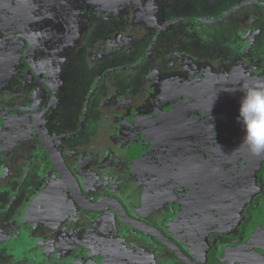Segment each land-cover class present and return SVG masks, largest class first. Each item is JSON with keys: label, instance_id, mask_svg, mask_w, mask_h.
Listing matches in <instances>:
<instances>
[{"label": "flooded vegetation", "instance_id": "obj_1", "mask_svg": "<svg viewBox=\"0 0 264 264\" xmlns=\"http://www.w3.org/2000/svg\"><path fill=\"white\" fill-rule=\"evenodd\" d=\"M136 6L141 9L139 3ZM115 7L104 0L94 1L91 10H84L100 17V8L106 12L114 10ZM151 8L153 6H149ZM140 9L139 15L145 14ZM161 11L165 10L162 8ZM139 15L134 16L137 18ZM185 15L178 12L172 20L184 21ZM81 16L80 13L78 18L81 20L77 19L81 25L90 24L86 18L82 20ZM2 17L1 14L0 36L26 42L20 51L24 58L20 59L19 67L15 63V68L10 73L19 82L13 83L22 86L23 90L0 91V132L9 138L19 137L3 140L4 147L0 148V181H7L5 190H1L0 186V201L5 200L3 197L6 193L11 194L7 198L10 199L7 206L0 209L3 228L8 225L9 230L13 229L15 239L17 235H23L15 234L19 231L25 233L31 243L41 245L44 242L49 245L41 262L45 257L59 256L64 251L72 253L83 245L89 247L90 253L86 259H79L78 264H264V234L259 229L252 232L257 220L262 217L264 219V213L259 211L264 206V154H252L242 143L243 129L237 121L238 116L235 120L230 119L232 123L228 122L235 131L230 140L221 141L218 134L201 132V136L212 142L217 138L220 141L214 145L209 143L203 146L213 150L211 155H204L212 160L210 165H206L205 174L196 171L178 173L174 168H181L183 160L180 164H170L156 157L155 151L152 155L153 147L149 151L148 145L139 139V135L144 134L149 137L150 143L151 140L157 142L151 139L158 138V131L156 134L151 133L153 126L158 130L163 122L162 115L169 114L176 103L182 100L181 94H187L193 87L186 81V65L194 62L197 56L193 60H187L182 55L181 47L192 40L186 27H169L183 36V44L179 41L175 47L169 46L175 41L166 39L162 30L167 25L158 26L161 23L156 25L158 36L153 40V45L160 47L159 49L153 48L151 43L148 44L149 40L140 34L135 44L129 43L134 42L135 37L128 38L129 48L126 49L135 50L133 57L141 55L139 67L142 64L144 66L139 72L144 75L146 71L149 72L147 80L144 78L146 85L139 84V72L132 74L131 71H126V77H117L120 82L127 83L125 88L121 83L119 86L117 84V88L111 85L113 87L109 91L99 87L95 93L97 84L93 81L94 77H75L76 67L70 62L61 68L52 67L51 63H47L44 54L38 52L42 48L45 51L49 48L40 46L38 49L39 47H34L35 44L32 47V41L25 33L6 30L1 23ZM103 17L107 19L112 16L104 13ZM215 28L214 24H210L207 32ZM108 34L110 35L107 36L104 31L100 45L84 42L83 50L89 53L98 51L97 54L101 55L106 39L113 36L112 32ZM81 37L78 36L79 39ZM146 47L148 50L145 52ZM35 49H38L36 59L32 57ZM149 52V56L155 58L153 62L148 60L147 63L149 56L145 59V54L148 55ZM206 52L212 56L211 59L207 57L204 65L214 61L218 67L221 52ZM104 53L109 55L106 47ZM163 59L170 63L165 65L162 63ZM253 62L252 68H245L251 69L249 71L253 75L262 74L263 54H257L256 62ZM197 64L202 68L201 62L193 63L194 67ZM5 66L1 67L2 72L6 71ZM104 71L103 76L111 75L110 67L106 66ZM48 74L52 77L49 78ZM254 83L257 84L255 79L250 84L255 85ZM176 85L180 93L175 91ZM109 93V97L103 96ZM84 94L85 97L92 95L90 97L95 100V105L86 107L83 104L85 109L81 106L79 111L77 103L80 105L84 102ZM232 104L235 108L230 110L238 111L237 103ZM138 116L144 117V120L140 121L141 124H134ZM76 129H80L79 137L74 135L75 141L68 139L65 146L60 148L54 136L71 134ZM90 129L94 131L89 132ZM135 130L140 132L139 135L135 134ZM81 131L88 132L89 138L84 139ZM53 146L86 200H117L130 217L158 232L174 249L148 230L128 225L111 208L103 207L95 211L84 208L63 173ZM136 146L143 148L134 149ZM129 156L132 157L128 159ZM3 167H8V177H3L7 172L1 170ZM40 179L44 180L39 182ZM134 179L135 183L130 184ZM132 193L136 194V199ZM1 213L14 214V218L11 220L7 216V220ZM19 219L22 223L16 224ZM79 219L88 221L83 226H88L89 223V227L77 226ZM8 241L18 246L16 240L0 239V243ZM223 258L233 259L228 263ZM60 262L66 264L67 260ZM48 263L56 264L51 259Z\"/></svg>", "mask_w": 264, "mask_h": 264}, {"label": "rangeland", "instance_id": "obj_2", "mask_svg": "<svg viewBox=\"0 0 264 264\" xmlns=\"http://www.w3.org/2000/svg\"><path fill=\"white\" fill-rule=\"evenodd\" d=\"M94 1L104 0H0V17L1 14L3 15L1 23H3V26L8 31L25 33L30 41H34L35 48L39 47L38 49H40V46L49 48L47 51L43 48L33 50V58L36 59V50H38V52L44 54L47 63H51L54 68L67 66V62H70L76 67L74 70L75 77L77 75L82 76V79H85L84 77H91L93 79L94 77L93 81L97 84L95 87L96 93L99 87H103L104 90L109 91V88L113 87L111 85L117 88V84L119 86L121 83V86L125 88L127 83L120 82L117 77H126V71H131L130 73L132 74L137 73L144 66L142 64L139 67L141 55L133 57L135 50L129 51L126 49L129 48V43L130 45L135 44L137 36L142 32L143 27L139 26V23H143L144 27H152L162 23L164 20L165 22L172 20L176 17H173L172 14H177L178 12L180 14H187L186 17L183 16L187 20L182 21L181 24L186 27L187 32L190 31L188 36H191L192 40L183 44V40L179 38L180 32L176 34V31L174 34H176L175 36L178 39H174L175 42H171L169 46L175 47L177 42L180 41L183 44L181 47L183 50L182 55L187 60H193L197 56L194 62L186 65L188 68L186 81L192 84L191 86L193 87L189 89L190 92H187V94L183 92V89L181 90L183 92L181 94L183 96L182 100L176 103L174 109L169 114L162 115L163 122L158 130L152 124H149V126H153L151 133L156 134V131H158L156 135L158 138H151L157 140V142L151 140L150 143L148 141L149 137L144 134L139 135V139L148 145L149 150L151 146L153 147L151 151L152 155L155 151L156 157L170 164H180L181 160H183V168H174L178 173L185 174L186 171H196L199 174H205V169L207 170L206 165H210L212 160L209 157L205 158L204 155H211L213 150L203 148V146L209 143L213 145L217 144L220 142L218 141L219 138L221 141H227L234 137L235 131L229 126L228 122L230 119L235 120L236 116H238V111H235L236 109H230L234 106L232 103H237L239 108V101L243 95L240 88L245 86V84L252 85L250 83L254 79L257 81V84H264V72L260 75H253V72L249 71L251 69L245 68V66L252 68L253 61L256 62L257 54H263L264 56V0H249L246 2L245 0H107L116 7L114 10H106V12L103 8H100V17L84 10L93 6ZM138 3L141 9L137 8L136 5ZM144 5L146 9H143ZM149 6H153V8L149 9ZM237 7L239 8L235 12L224 18L225 13ZM162 8L165 10L164 12L161 11ZM139 9L147 13L148 17H145L143 20L135 18L134 15L140 14ZM80 13L83 16L82 20L86 18L90 24L84 26L77 21V19L81 20L77 18ZM104 13L110 14L112 17L105 19L103 17ZM132 16L135 18V20L133 19L134 21L129 19ZM215 16L219 17L217 21L220 19L219 24L221 25L220 27L217 26L216 30H209L207 32L210 24H214L213 19H215ZM119 18L121 20L117 21ZM125 22H131L130 28L126 26ZM104 31L107 36L110 35L108 32L113 33V36L106 39L107 42L104 44L106 49H108L109 55L104 53L105 47L101 48L102 53L99 52L101 55L97 54L98 51L93 50V53H89L83 50L84 42L92 43L94 46L97 43L100 45ZM77 32L78 36H82V39H79L78 36L77 38L74 37L73 34H77ZM5 36L7 35L5 34ZM130 37H135L133 39L134 42L130 41L127 43V39ZM153 40L154 38H150L148 44L152 43ZM25 43L18 41V39L13 41L7 37L3 38L0 36V91L23 90L22 86L13 83V81H18L14 75V78L11 77L10 73L13 72L15 63L19 67L20 59L24 58L23 53L20 51L24 48ZM118 45H122V47ZM12 46L15 47L11 49ZM152 47L156 49L160 48L154 45ZM109 50L113 52L111 53ZM147 50L148 47L145 48V52ZM208 50L221 52L222 56L218 59V67L217 62L214 64V61L208 65H204L206 64L207 57L211 59L212 56L211 53L206 52ZM149 54L150 52L148 55L145 54V59ZM153 58L155 57L150 55L146 59L147 63L148 60L153 62ZM251 60L252 62H250ZM182 62L183 60L180 61V63ZM199 62L202 63V68L198 64L194 67L193 63ZM222 62L226 64L223 65ZM162 63L166 65L170 62L167 59H163ZM3 65H6V71L2 72L1 67ZM106 66L111 68L110 76H103ZM147 73L149 72L146 71L144 75L142 72H139V77L141 78V81H139L140 85H146L144 78L147 80ZM177 76L178 74H176ZM50 77L52 76L49 75ZM156 81H158V76L156 77ZM44 89L48 91L46 88ZM175 89L177 93H180L178 85H176ZM21 93L25 96L23 92ZM110 93L103 96L107 98L110 96ZM93 95L95 94L93 93ZM90 96L92 95L89 94V96L86 95L85 97L84 94V102H81L80 105L77 103L79 111L81 110V106L83 110L85 109L83 104L86 107L87 105L89 107L95 105V100ZM112 100L111 102L113 103ZM148 121L151 120L148 119ZM230 122L232 123L233 121ZM80 124L82 125V122ZM91 131H94V129H90L89 132ZM79 132L80 129H76L71 134H56L54 139L60 148H62L65 146L64 143L68 142V139L75 141L73 136L79 137ZM201 132L208 134L213 132V134H218L219 138L212 142L205 136H201ZM81 134L84 139L89 138L88 132L81 131ZM7 138L9 137L6 134L0 132V148L4 147L3 140H7ZM9 139H19V137ZM175 157L178 159L176 160ZM69 163L72 164L71 161ZM80 164L83 165V163ZM138 165L141 167L140 162ZM7 168L3 167L1 170L4 172L7 171ZM72 168L74 169L73 165ZM8 175L7 171L6 174H3V177H8ZM136 178H138L137 175ZM43 180L40 179L39 182ZM136 182H138L137 179ZM134 183L135 179L130 182L132 185ZM6 184L7 181H0L1 190H5ZM131 191L133 192V189ZM6 194L5 200L11 196L9 193ZM132 194L133 198L136 199V194ZM5 200L3 202L0 201V209L6 207L10 201V199ZM22 208L24 209V207ZM7 211L6 209L5 212ZM259 211L264 213V206L260 207ZM1 216H5L7 220V216H10L11 220L14 218V214L8 213H1ZM77 222V226L89 227V223L88 226H83L88 222L84 221V219H79ZM21 223L22 220L19 219L16 224ZM257 224L262 234H264L263 217ZM15 234L23 235L21 237L17 235V239H15L14 234L8 230V225L6 228L2 227L0 229L1 240L13 239L18 242V246L13 245L11 241L0 243V264H43L40 262L47 251L46 247L29 242L23 232L16 231ZM37 235L42 236L40 233H37ZM65 236L68 237V234ZM28 237L30 236L28 235ZM31 238L33 239V237ZM88 248L82 245L73 250L72 253L64 251L62 255H51L50 258H56L54 259L56 264H61L60 260L65 259L67 260L66 264H78L79 259H86L88 257L87 254L90 253ZM69 255L70 257H68Z\"/></svg>", "mask_w": 264, "mask_h": 264}, {"label": "clouds", "instance_id": "obj_3", "mask_svg": "<svg viewBox=\"0 0 264 264\" xmlns=\"http://www.w3.org/2000/svg\"><path fill=\"white\" fill-rule=\"evenodd\" d=\"M237 121L243 129L242 143L254 155L264 154V84L245 85Z\"/></svg>", "mask_w": 264, "mask_h": 264}, {"label": "water", "instance_id": "obj_4", "mask_svg": "<svg viewBox=\"0 0 264 264\" xmlns=\"http://www.w3.org/2000/svg\"><path fill=\"white\" fill-rule=\"evenodd\" d=\"M53 151L55 152V156H56L58 163L61 165L63 173H65L66 177L69 180V183H71V187L73 188V191L76 194V197L78 198L79 202L83 205L84 208L94 210V211L98 210L100 208H103V207L111 208V209L115 210L119 214V216L123 219V221L126 222L128 225H130L134 228L148 230L153 235L157 236L158 239H160L162 242H164L165 244H167L168 246L173 248L172 244L166 238H164L162 235H160L158 232H155L152 228L148 227L146 224L130 217L127 214L124 207L117 200L109 199V198H100L96 202H89L88 200H86L82 196L76 181L70 175L69 169L67 168L66 164L63 162L62 158L60 157L58 151L56 150V148L54 146H53Z\"/></svg>", "mask_w": 264, "mask_h": 264}, {"label": "crops", "instance_id": "obj_5", "mask_svg": "<svg viewBox=\"0 0 264 264\" xmlns=\"http://www.w3.org/2000/svg\"><path fill=\"white\" fill-rule=\"evenodd\" d=\"M251 1H253V0H251ZM255 1H257V0H255ZM244 3V2H243ZM138 5V4H137ZM145 6V5H144ZM239 6H241V5H239ZM239 7H237V8H235L234 10H232V11H228L227 13H225V16H224V18H227V16H229L231 13H233V12H235L237 9H238ZM223 13V12H222ZM143 17H142V16ZM141 15H139L137 18H140V19H144L145 17H148V15H147V13H145V14H143V13H141ZM187 15V14H186ZM186 15H185V17H186ZM172 16L173 17H175V14H172ZM78 18V17H77ZM215 19H213V23H214V25L216 26V28H215V30L217 29V26L218 27H220V25L221 24H219L220 23V19H218L219 21H217V18H219V17H214ZM131 21H134L135 20V18L132 16V17H130L129 18ZM134 19V20H133ZM121 20V19H120ZM184 21L185 20H187V19H183ZM168 22H165V20L164 21H162V23L160 24V25H158V26H164V24H166L167 26L166 27H164L163 28V32H164V36L166 37V39H170V40H174V39H178L177 38V36H175V31H174V29H169L168 27H170V26H172L173 28H176V29H178L179 27H180V25H182L181 24V20L179 19V20H167ZM131 23V22H130ZM130 23L128 22H125V24H126V26L127 27H129L130 28ZM128 24H129V26H128ZM140 24V23H139ZM171 24V25H170ZM139 26H141V27H143V30H142V32L140 33V35H142L143 36V38H145V39H147V40H149L150 38H154V40L155 39H157V34H156V32H157V30H156V26H152V27H144V25H143V23H141ZM183 26V25H182ZM128 30V29H127ZM74 35V37L75 38H77V36H78V32H77V34H73ZM162 36V35H161ZM183 36H181V35H179V38L181 39ZM187 38H185V40H186ZM33 44H34V41H32V47H33ZM151 44H153V42L151 43ZM89 91V90H88ZM142 116H138V117H136V120L134 121V124H141V122L140 121H142V120H144V117L142 118ZM138 126V125H137ZM139 131H137V130H135V134L136 135H139ZM137 148H134V149H140V148H143V147H138V146H136ZM150 151V150H149ZM135 151H132V153H134ZM146 154H148V153H146ZM149 155H150V153H149ZM132 156H129V158L128 159H130ZM6 196V195H5ZM5 196L3 197V198H5ZM139 213H137V215H138ZM143 218V217H142ZM259 220H257V222H258ZM2 221H1V219H0V227L2 228L3 226H1V224H4V223H1ZM258 224H256L254 227H253V231L252 232H254V231H256L257 229H259L260 230V227H258L257 226ZM0 228V229H1ZM8 230H9V228H8ZM9 231H13V229H10ZM251 234V233H250ZM250 237V236H249ZM182 239V243H184V240H183V238H181ZM41 246L42 247H46L47 249H48V246L49 245H45V243L44 242H42L41 243ZM44 256H46V254H44ZM41 259H43V257L41 258ZM50 259L53 261L55 258H46L45 257V259H44V261L43 262H41V263H43V264H45V263H47V264H49L48 263V261H50ZM224 260L226 259V261H228V263L230 262V261H232V259L233 258H223Z\"/></svg>", "mask_w": 264, "mask_h": 264}, {"label": "trees", "instance_id": "obj_6", "mask_svg": "<svg viewBox=\"0 0 264 264\" xmlns=\"http://www.w3.org/2000/svg\"><path fill=\"white\" fill-rule=\"evenodd\" d=\"M47 82V81H46Z\"/></svg>", "mask_w": 264, "mask_h": 264}]
</instances>
